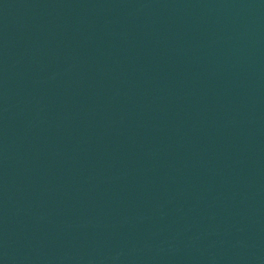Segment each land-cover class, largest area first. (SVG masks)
<instances>
[{"label":"water","instance_id":"95a60500","mask_svg":"<svg viewBox=\"0 0 264 264\" xmlns=\"http://www.w3.org/2000/svg\"><path fill=\"white\" fill-rule=\"evenodd\" d=\"M0 264H264V0H0Z\"/></svg>","mask_w":264,"mask_h":264}]
</instances>
